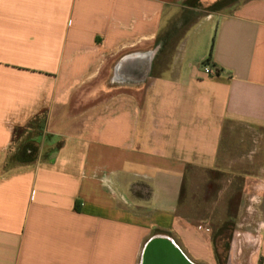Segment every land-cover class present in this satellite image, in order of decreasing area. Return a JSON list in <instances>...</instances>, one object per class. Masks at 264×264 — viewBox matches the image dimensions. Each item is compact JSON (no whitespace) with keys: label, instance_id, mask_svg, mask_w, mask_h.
Instances as JSON below:
<instances>
[{"label":"crops","instance_id":"1","mask_svg":"<svg viewBox=\"0 0 264 264\" xmlns=\"http://www.w3.org/2000/svg\"><path fill=\"white\" fill-rule=\"evenodd\" d=\"M156 237L264 264V0H0V264H143Z\"/></svg>","mask_w":264,"mask_h":264},{"label":"water","instance_id":"2","mask_svg":"<svg viewBox=\"0 0 264 264\" xmlns=\"http://www.w3.org/2000/svg\"><path fill=\"white\" fill-rule=\"evenodd\" d=\"M143 264H191L165 237L153 238L145 247Z\"/></svg>","mask_w":264,"mask_h":264},{"label":"trees","instance_id":"3","mask_svg":"<svg viewBox=\"0 0 264 264\" xmlns=\"http://www.w3.org/2000/svg\"><path fill=\"white\" fill-rule=\"evenodd\" d=\"M186 5L192 7L201 6L200 0H186ZM208 10H213V9H208ZM38 143L39 141L37 137L29 135L17 147V150L11 155L10 160L18 163H28L34 161L37 158L39 152Z\"/></svg>","mask_w":264,"mask_h":264},{"label":"rangeland","instance_id":"4","mask_svg":"<svg viewBox=\"0 0 264 264\" xmlns=\"http://www.w3.org/2000/svg\"><path fill=\"white\" fill-rule=\"evenodd\" d=\"M242 1L243 0H200V5L202 9H213L217 12L227 13L230 12L234 7L237 6L238 3ZM230 205L232 206L233 204ZM232 220L233 219L231 217H222L218 219V222L219 225H226L225 229H227V225L230 224ZM219 225L216 228H219Z\"/></svg>","mask_w":264,"mask_h":264},{"label":"built area","instance_id":"5","mask_svg":"<svg viewBox=\"0 0 264 264\" xmlns=\"http://www.w3.org/2000/svg\"><path fill=\"white\" fill-rule=\"evenodd\" d=\"M203 69H204V72L206 74H209V75L216 74L218 72V69L217 68H215V67H213L211 65H208V64H204L203 65Z\"/></svg>","mask_w":264,"mask_h":264}]
</instances>
